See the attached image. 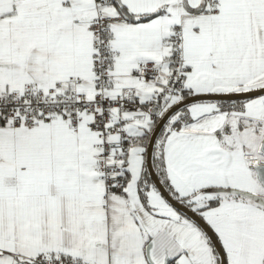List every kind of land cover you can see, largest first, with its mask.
I'll return each instance as SVG.
<instances>
[{
    "label": "snow or ice",
    "instance_id": "snow-or-ice-1",
    "mask_svg": "<svg viewBox=\"0 0 264 264\" xmlns=\"http://www.w3.org/2000/svg\"><path fill=\"white\" fill-rule=\"evenodd\" d=\"M0 264H264V0H0Z\"/></svg>",
    "mask_w": 264,
    "mask_h": 264
}]
</instances>
